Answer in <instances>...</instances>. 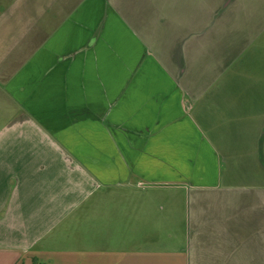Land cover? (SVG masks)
<instances>
[{"label":"crops","instance_id":"1","mask_svg":"<svg viewBox=\"0 0 264 264\" xmlns=\"http://www.w3.org/2000/svg\"><path fill=\"white\" fill-rule=\"evenodd\" d=\"M0 264H264V0H0Z\"/></svg>","mask_w":264,"mask_h":264}]
</instances>
